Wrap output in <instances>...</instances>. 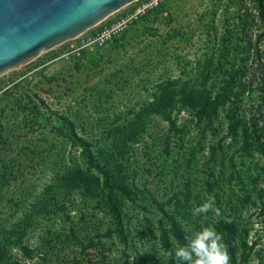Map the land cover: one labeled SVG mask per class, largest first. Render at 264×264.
<instances>
[{
	"label": "trees",
	"instance_id": "obj_1",
	"mask_svg": "<svg viewBox=\"0 0 264 264\" xmlns=\"http://www.w3.org/2000/svg\"><path fill=\"white\" fill-rule=\"evenodd\" d=\"M252 1L256 11L249 13L248 23L256 25L259 21L262 32L256 38L247 32L243 50L253 49V57L257 59L259 42L264 39V0ZM225 42L223 39L221 44L228 50ZM238 45L236 41L234 47ZM224 54L207 58L194 69V74L185 78L157 82L149 99L116 116L96 137L82 135L75 119L47 108L54 128L63 136L62 145L53 154L56 170L52 179L37 193L31 186L20 189L19 185L20 191L14 193L17 199L15 195L6 197L5 191L12 187L11 177L16 176L12 171L15 157L0 161V264H26V260L41 252L40 259L46 264L52 258L56 242L61 240L78 245L83 251L98 248L109 254L118 242L122 246L119 257L103 254L102 264H178L169 258L168 252L183 245L186 235L204 227H214L222 235L231 264H249L252 255L257 257V264H264V245L255 249L257 243L248 242L249 229L243 223V213L252 208L261 219L264 233V113L249 123L246 116L239 115L247 87L239 63H247L251 55H233L228 60ZM40 101L47 107L43 99ZM181 112L188 113V121L198 130L199 150L206 147L208 159L217 168L207 167L208 177L197 182L190 171L197 163L194 151L183 154L181 172L177 171L181 162L172 158V173L186 174L187 181L181 190L160 200L146 184L139 185L136 181L135 145L144 141L154 117L158 116L168 123L160 154L169 156V133L181 139L186 133L185 125L177 122ZM208 138L212 141L205 143ZM67 143L80 149L71 161H65L63 156ZM37 151L31 160L41 153ZM210 200H214L220 216L213 211L193 215L196 207ZM4 207L10 211L7 216L2 213ZM131 207L142 209L145 225L150 222L147 213H160L156 224L158 248L155 244L144 251L136 247L129 225ZM88 208L92 209L89 211L92 217L93 210L100 211L106 218L105 225L99 220L92 227L87 219ZM56 220L60 223L58 227ZM186 223L189 227H185ZM39 227L43 229L40 243L32 246L29 235ZM130 251L134 252L132 259Z\"/></svg>",
	"mask_w": 264,
	"mask_h": 264
},
{
	"label": "rangeland",
	"instance_id": "obj_2",
	"mask_svg": "<svg viewBox=\"0 0 264 264\" xmlns=\"http://www.w3.org/2000/svg\"><path fill=\"white\" fill-rule=\"evenodd\" d=\"M253 3L252 0H167L152 14L134 21L100 50H73L72 44L78 47L79 42L69 39L3 71L0 74V161L15 157L12 171L16 173L10 180L12 187L5 191L6 197L15 195L14 199H17L14 193L20 191L19 185L20 189L31 186L37 193L53 177L56 170L53 154L62 145L60 138L63 136L57 133L53 118L48 116L50 109L75 119L82 135L96 137L116 116L126 114L149 99L157 82L192 75L207 58L214 59L223 52L228 60L233 55H251L247 63H239L244 71L242 80L247 83L239 115L246 116L248 123L259 117L264 113V39L259 42V58L253 57V49L243 50L247 45V32L253 38L262 32L259 21L256 25L248 23L249 13L256 11ZM124 7L98 24L109 22L121 14ZM92 30L91 27L84 34ZM223 39L227 40L228 50L221 44ZM236 41L240 45L238 48L234 47ZM188 119L186 112L178 115L177 122L185 125L186 133L182 139L169 133V156L160 154L168 123L158 116L154 117L144 141L135 145L138 157L136 181L139 185L146 184L160 200L181 190L187 181L186 174L172 173V158L181 162L182 166L177 170L181 172L183 154L194 151L197 163H193L195 169L190 171L197 177V182L208 177L207 167L213 165L208 159L207 148L199 150L198 130ZM211 141L208 138L205 143ZM25 146L28 148L23 149ZM36 149L41 153L31 160ZM79 150L69 143L63 146L65 161L75 159ZM18 165L20 170L17 172ZM91 210H87L90 225L93 227L99 220L105 225L106 218L102 213L93 210L95 216L92 217ZM253 210L250 208L243 213V223L249 229L248 242H256L257 249L264 245V233L261 219ZM2 213L7 216L10 211L4 207ZM129 215L136 247L144 251L155 244L158 248L156 224L160 213H147L148 225H145L142 209L131 207ZM56 222L58 227L59 220ZM185 227H189L187 223ZM150 230L153 233H149ZM41 234L43 229L39 227L29 235V243L32 246L39 244ZM121 249L116 242L110 254L98 248L83 251L80 246L61 240L56 242L52 258L46 264H102L103 254L118 258ZM130 252L132 259L134 252ZM41 253L26 260V264H43ZM249 264H257V257L252 255Z\"/></svg>",
	"mask_w": 264,
	"mask_h": 264
},
{
	"label": "water",
	"instance_id": "obj_3",
	"mask_svg": "<svg viewBox=\"0 0 264 264\" xmlns=\"http://www.w3.org/2000/svg\"><path fill=\"white\" fill-rule=\"evenodd\" d=\"M135 0H0V74L77 37Z\"/></svg>",
	"mask_w": 264,
	"mask_h": 264
},
{
	"label": "clouds",
	"instance_id": "obj_4",
	"mask_svg": "<svg viewBox=\"0 0 264 264\" xmlns=\"http://www.w3.org/2000/svg\"><path fill=\"white\" fill-rule=\"evenodd\" d=\"M214 203V200L204 202L193 210V215L213 211L216 216H220ZM184 239L183 245L168 252L169 258L178 264H231L228 247L214 227H204L194 234L186 235Z\"/></svg>",
	"mask_w": 264,
	"mask_h": 264
},
{
	"label": "built area",
	"instance_id": "obj_5",
	"mask_svg": "<svg viewBox=\"0 0 264 264\" xmlns=\"http://www.w3.org/2000/svg\"><path fill=\"white\" fill-rule=\"evenodd\" d=\"M167 0H135L125 5L123 12L109 22L104 24H96L86 35L84 33L78 35L71 40H78L79 46L76 49H86L96 51L103 48L113 37L122 33L125 29L133 24L134 21L144 16L152 14L157 8Z\"/></svg>",
	"mask_w": 264,
	"mask_h": 264
}]
</instances>
